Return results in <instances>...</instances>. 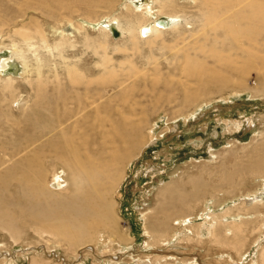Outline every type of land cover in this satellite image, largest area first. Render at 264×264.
Segmentation results:
<instances>
[{
  "label": "bare ground",
  "instance_id": "6f19581e",
  "mask_svg": "<svg viewBox=\"0 0 264 264\" xmlns=\"http://www.w3.org/2000/svg\"><path fill=\"white\" fill-rule=\"evenodd\" d=\"M185 2L186 5L178 6L179 3H183L181 0H139L136 7L124 3L127 11H133L126 26L121 25L115 16L100 23V29L105 32V36L110 35L111 25H114L122 37L125 34L129 35L127 37L131 48H128L134 53L141 52L138 42L150 48L158 43L156 46L158 49L172 50V61H169V64L176 65L173 66V72L179 71L180 75H183V80L171 73L172 69L165 71V77L156 56H148V58L146 56L147 64L152 63L151 73H148L150 70L147 64L144 68L135 65V62L131 61L134 56L118 62L119 67L127 64V67L120 69L121 73H119L116 66H110L113 61L107 54L105 43L101 41H97L96 46L103 50L100 66L104 70L101 75L92 76L90 70L79 68L80 61L65 55L66 46L71 50L74 48V44L65 34L60 32V37L50 48L45 34L40 29L41 26L35 25V20L34 31L21 24V27L11 32L8 36L11 42L8 45V54H2L1 49L4 44L0 42V82L2 87H9V90L4 89L0 95L4 98L0 97V115L10 125L4 127L0 122V132L5 133V130L14 129L13 133H15L12 139H0V228L11 233L14 226L30 221L31 226L45 227L43 231L51 232L74 246H78L79 243L81 245V242L92 241V232L100 228L113 232L120 241L129 242L131 238L121 236L114 227L116 218L107 194L113 192L118 174L122 171L120 167L130 159L132 151L141 138L143 119L131 118L135 106L138 105L137 99L132 95L130 97L132 90L138 91L139 95L150 91L145 85L146 76L149 75L151 76L149 85L152 86V90L157 88L156 85L160 83L161 78L164 79L161 80L163 81L161 84L168 87L167 85L174 81L172 77L176 76L177 84L183 92L182 102L185 103L194 100L195 94L212 83L227 84L229 80L227 72L230 70L234 72L236 70L237 73L241 71L243 74L249 66L253 69V63L257 60L264 64V0H185ZM156 3L157 7L153 5ZM190 4L194 9L197 6L199 11V14H192L193 22L182 18L176 9L192 8ZM134 12L138 15H134ZM162 15L165 16L160 17ZM183 19L185 24L191 23L193 29H179L180 20ZM3 26L4 23L0 25V29ZM168 30L175 31V40L170 43L165 40L159 41ZM186 31L190 33L187 35ZM36 42L41 44L36 45ZM39 46L45 48L51 55L53 50L59 52L58 55L64 63L59 67L56 66L57 64L52 68L46 66L47 71L42 72V57L37 53L34 57L35 67H32L26 51L36 53ZM16 60L21 63V72L17 71L19 69ZM33 71L40 83L37 94L32 100L34 102V107H30L32 111H27L25 115L22 114L23 117L18 118L13 116L14 114L9 115L12 110L11 105L16 103V96L19 94L15 89L17 84L15 77L24 74V79L29 82ZM62 74L65 75L66 82L63 81ZM111 74H122L124 77L114 82L107 81L108 77L105 76ZM136 74H141L145 87H139L134 80L127 84V81ZM111 89H115V92L111 93ZM40 108H44L47 112H42ZM159 125L164 126V123ZM150 130L153 133L156 128ZM257 154L255 160L243 166L242 163L238 164L234 173H239L241 168L252 170L256 174L263 173L264 155ZM232 175L234 174L228 173L225 178H233ZM165 183L157 192L159 193L158 205L155 206L157 211L153 212L155 209L150 211L152 217L158 212L155 219L160 213H164L163 219L153 221L158 228L153 229L152 235L159 238H162L167 231V229L163 230L167 228L169 218L175 217L174 203L186 205L189 200H193L191 197H196L195 190L190 192L189 195L194 194L190 197L187 193L178 190L171 182ZM200 184H203L202 188H204V183ZM198 186L195 187L200 191L201 188ZM262 201H264V182L258 194L243 199L239 208L243 211L241 216L230 215V209L236 206L234 204L215 211L209 208L207 203L203 222L198 223L196 228L197 236L203 238L209 233V236H214L213 241L219 242L221 239L218 232L219 225H228L232 229L225 226L228 228V231L225 230L226 234L229 232L239 234L243 241L245 237L243 226L248 223L245 214L251 210L249 208H255ZM163 205L164 208H161ZM182 217L186 215L184 216L183 213ZM181 223L182 227L191 226L192 220L188 215L185 219H181ZM191 227L189 231L175 233V237L191 235ZM152 235L149 233L151 240H153ZM233 235H231L232 239H235L236 235L234 237ZM113 240L110 238V242ZM168 242L167 239L162 240L165 247L171 248L173 242ZM229 243L230 240L226 243L227 246ZM256 245L261 250L260 264H264V244ZM146 246H151V243H147ZM251 255L250 259L254 261V254ZM229 257L231 259V256ZM230 262L228 263L236 264L234 260ZM32 264L38 263L33 261ZM137 264H147V262L141 261Z\"/></svg>",
  "mask_w": 264,
  "mask_h": 264
},
{
  "label": "rangeland",
  "instance_id": "374dc122",
  "mask_svg": "<svg viewBox=\"0 0 264 264\" xmlns=\"http://www.w3.org/2000/svg\"><path fill=\"white\" fill-rule=\"evenodd\" d=\"M103 1L0 0V25L4 23L3 28L0 29V42L5 46L1 49L2 54L6 55L9 50L8 45L11 42L8 36L15 28L21 27L22 24L34 31L35 22V25L41 26L40 29L45 34L50 48L60 37V32L65 34L74 44L73 50L66 46L65 55L80 61L79 68L90 70L92 76H99L104 70L100 66L104 53L96 46L97 41H101L105 43L107 54L113 61L110 66H116L119 73H121L120 69L127 67V64L119 67L118 62L126 58L130 59L134 56L131 61H134L139 68H144L148 56H156L165 77V71L172 69L170 72L183 80V75H180L179 71L173 72V66L176 65L169 64V61H172V50H168L169 48L160 50L156 47L158 43L150 48L138 42L141 52L134 53L128 42L129 35L125 34L122 37L119 34L115 37L111 32L110 35L105 36V32L101 31L100 23L111 20L114 16L119 19L121 25L126 26L133 11H127L124 6L130 3L132 7H136L139 0ZM181 1L183 3H179L178 6L187 4L185 0ZM153 5L157 7V3ZM195 8L192 6V8L176 9L182 18L193 22L192 14H199L197 6ZM134 15L138 14L134 12ZM180 23L179 29L182 30H190L194 27L191 23L185 24L184 19L180 20ZM186 32L187 35L190 33ZM175 36L174 30H168L159 41L165 40L170 43L175 40ZM54 51L51 55L45 48L39 46L36 53L26 51V55L29 57V64L35 67L34 57L39 53L42 57L43 72L47 71V67L52 68L55 64L59 67L64 63L58 55L59 52ZM16 63L19 69L17 71L21 72V63L17 60ZM147 65L150 70L148 73H151L152 63ZM61 71L64 72V70ZM227 73L229 76L227 84L207 85L208 87L195 94L194 100L185 103L182 102L183 92L177 84L176 76L172 77L174 81H171L168 87L161 84L164 81L161 78L155 90H152V86L149 85L150 75L144 78L146 84L141 74H136L127 81L128 84L134 80L139 87L143 88L145 84L150 89L142 95H139L135 89L130 94V97L132 95L138 102L131 118L143 119L140 138L142 141L141 143L139 141L132 151L127 163L120 167L122 171L118 174L114 190L107 194L116 218L114 227L121 236L130 237L129 242L120 241L113 232L99 228L92 232V241L81 242V245L79 243L78 246H74L51 232L43 231L45 227L35 228L30 225V221H27L14 226L11 233L0 228V264H32L33 261L38 264H137L141 261H146L147 264H229L228 262L233 260L236 264L249 262L260 264L261 250L256 244H264V201L253 209L249 208L251 212L245 214V220L248 219L246 220L248 223L243 226L242 231L245 233L243 241L239 234L236 235L234 232L226 234L225 230L228 231V228L225 226L228 225H219L218 232L221 239L219 240L218 236L216 238L219 242L213 241L214 236H209V233L203 238H199L196 234L198 223L203 222V216L207 211L205 210L207 203L209 208L215 211L234 204L236 206L230 209V215L241 216L243 211L239 208L243 199L258 194L264 182V172L256 174L252 170L241 168L239 173H234L238 164L242 163L243 166L255 160L257 153L264 155V64L257 60L253 63V69L249 66L243 74L241 71L237 73L236 70L235 72L230 70ZM22 75L15 77L17 82L15 89L19 94L16 96V103L11 105L12 110L9 113L17 118L23 117L22 114L25 115L27 111H32L30 107H34L32 100L37 94L40 83L35 71L29 82L24 79L25 75ZM62 77L66 82L64 74ZM105 77H108L107 81L114 82L123 78L124 75L111 74ZM0 88V95L4 89L9 90V87L1 86ZM111 90V93L115 92V89ZM20 96L22 98L19 99ZM40 109L44 113L47 112L44 108ZM0 116L1 124L4 127L10 126L7 120ZM159 123H164V126ZM150 128H156L155 132L151 133ZM13 132L14 129L5 130V133L0 132V139H12L15 134ZM228 173H233V178H225ZM165 182L169 184L171 182L178 190L187 193L190 197L196 193V197H191L193 200H189L186 205L174 203L173 208H176V213L174 212L175 217H171L174 220L169 218L167 228L163 230L167 229V231L162 238H159L152 234L153 229L158 228L155 225L156 220L163 219L164 213L159 212L155 219L158 212L152 217L150 211L154 209L153 212L157 211L155 207L158 205L157 194L159 193L157 192ZM81 183L83 184L82 181ZM200 183H204V188ZM195 186L201 188V192ZM190 192L194 194L189 195ZM161 208H164V205ZM183 213L186 217L190 216L192 227L188 225L185 226L186 229H183L185 227H182L181 219L186 218L182 217ZM190 227L191 235L175 237V233L189 231ZM168 228L171 230L168 231ZM229 228L232 229V227ZM233 228L236 229V227ZM147 230L150 231L153 240L149 238ZM220 231H223L224 236ZM231 235L233 237L236 235L234 240ZM109 237L112 240L115 237V242L114 240L110 242ZM164 239H167L168 243L173 242L171 248L163 245ZM229 240L230 243L227 246L226 243ZM147 243H151V246H146ZM251 254H254V261L250 259Z\"/></svg>",
  "mask_w": 264,
  "mask_h": 264
},
{
  "label": "water",
  "instance_id": "95a60500",
  "mask_svg": "<svg viewBox=\"0 0 264 264\" xmlns=\"http://www.w3.org/2000/svg\"><path fill=\"white\" fill-rule=\"evenodd\" d=\"M110 31L112 32L113 36H115V37L119 36V34H120V32H118L116 30V28L114 27V25H111L110 26Z\"/></svg>",
  "mask_w": 264,
  "mask_h": 264
}]
</instances>
